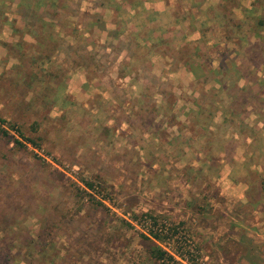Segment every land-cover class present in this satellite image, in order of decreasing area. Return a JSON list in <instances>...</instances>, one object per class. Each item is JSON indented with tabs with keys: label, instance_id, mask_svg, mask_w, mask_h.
<instances>
[{
	"label": "rangeland",
	"instance_id": "rangeland-1",
	"mask_svg": "<svg viewBox=\"0 0 264 264\" xmlns=\"http://www.w3.org/2000/svg\"><path fill=\"white\" fill-rule=\"evenodd\" d=\"M103 1L0 0V264H264V0H230L237 19L220 31L252 41L238 65L222 48L218 87L199 79L219 124L179 110L197 115L184 135L165 125L171 108L159 124H136L153 110L126 109L120 127L102 93L91 102L69 91L75 71L101 85L119 52L104 48L117 17L93 9ZM244 74L250 84L237 89ZM159 230L150 239L174 259L148 254L142 236Z\"/></svg>",
	"mask_w": 264,
	"mask_h": 264
},
{
	"label": "crops",
	"instance_id": "crops-1",
	"mask_svg": "<svg viewBox=\"0 0 264 264\" xmlns=\"http://www.w3.org/2000/svg\"><path fill=\"white\" fill-rule=\"evenodd\" d=\"M229 3L230 0H106L100 4L96 2L93 6L94 10L99 13H111L117 17L116 20L109 22V25L106 24L109 28L104 27L103 32L106 33L105 39L109 42L105 44V50L109 51L110 43H114L120 46L119 52L111 66L106 67V71L103 72L102 76L105 80L101 82L102 86L92 81L90 85L86 74L75 71L69 79L71 81L69 91L72 95L74 92L76 98L85 95L86 99H91V102L96 91L102 93L100 101L103 105H107L111 112L117 110L120 113L117 115L121 116L120 122L118 121L120 127L125 124L123 115L130 122L126 109L133 108L140 113L146 108L153 110V117L150 118L145 119V116L139 114L136 124H146L147 120L159 124L162 120L167 121L165 115L169 112L166 109L171 108L174 115L169 119L170 123L167 121L165 125L169 126V129H176L177 125L178 131L181 129V134L184 135L183 124L194 125L197 115L193 119L189 114L183 115L179 110L192 112L193 109H197L198 115L204 113L200 117L208 114V120L212 121L208 129L212 131L213 126L219 124L220 119L217 114L220 112H216L214 102L203 100L211 84L208 86L207 81L199 84V79L212 78L208 79V82L218 87L216 78L224 73L222 57L225 55L220 53L222 48L231 47L227 55L230 58L236 57L234 61L238 65L243 61L239 60L237 55L241 58L246 55L239 53L242 51V41L246 46L252 41L251 37L249 40L238 37L240 45L237 46L236 39H228L220 31L226 20L237 19L234 16L236 7L232 8ZM243 5L245 9H250V5ZM101 18L105 20L104 16ZM260 21L263 20L259 19L257 23L259 24ZM118 24L120 26L118 30L106 31V29H116ZM130 37L134 40L132 46L127 44ZM114 77L117 79L115 82ZM248 84H250L248 75L244 74L239 77L236 87L242 89ZM221 91L222 88L219 89V92ZM171 94L175 95L174 102L168 100ZM210 106L213 108H209ZM206 109L213 111L209 113ZM246 109L249 107L246 106ZM249 114L248 118L243 120L246 125L252 112ZM112 122H115V119L109 116L107 124ZM255 122L257 126L262 123L261 120ZM211 131L205 133L211 135L214 133ZM234 136L237 137L235 134ZM246 141L253 142L255 137L247 136ZM220 152L219 155H222ZM213 155L217 154L214 152Z\"/></svg>",
	"mask_w": 264,
	"mask_h": 264
},
{
	"label": "trees",
	"instance_id": "trees-1",
	"mask_svg": "<svg viewBox=\"0 0 264 264\" xmlns=\"http://www.w3.org/2000/svg\"><path fill=\"white\" fill-rule=\"evenodd\" d=\"M40 1L42 2L43 0H35V5L37 6V8H39V5H40ZM46 7V8H48L49 6L47 5V3L46 2H44L43 3V5L41 6V8L42 7ZM43 23V22H42ZM260 25H263V21H260V23H259ZM1 132H2V134L4 135V136H7L8 134H7V132L5 131V130H2L1 129ZM19 135H20V139L22 138V139H26V141H27V143H30V145H36V147H37V144L32 140V139H28V138H24V136H21V134L20 133H18ZM19 138H11L12 139V141H13V143H14V145L16 146V147H20V148H25L26 147V145L25 144H23V142H21V140L19 139ZM87 185L89 186V187H92V185L90 184V183H87ZM145 215H147V214H145ZM149 218H151V216L149 217ZM154 220V219H153ZM153 223V225H155V222L153 221L152 222ZM162 230H159V231H156V232H153V231H150V234L152 235V236H142L143 237V240L146 242L145 243V245H146V249H147V251H148V254L154 259V260H156V261H162V262H165L167 259H169V260H171V259H174L173 258V256H171L170 254H169V252L167 251V250H165L164 248H162L159 244H156L153 240H151L150 238H153V239H155L156 241L157 240H159V238H160V236H159V233H162L161 232ZM193 263V262H192ZM194 264V263H193Z\"/></svg>",
	"mask_w": 264,
	"mask_h": 264
}]
</instances>
